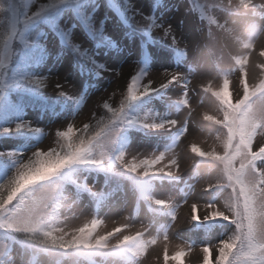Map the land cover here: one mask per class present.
<instances>
[{
	"label": "snow or ice",
	"instance_id": "6c2138e0",
	"mask_svg": "<svg viewBox=\"0 0 264 264\" xmlns=\"http://www.w3.org/2000/svg\"><path fill=\"white\" fill-rule=\"evenodd\" d=\"M101 2L112 4L0 0V103L27 100L52 116L56 101L74 105L72 117L48 131L26 120L0 128V136L40 141L28 152L0 151L11 168L0 179V264H144L150 253L157 264H185L197 249L195 264H264V0H188L201 21L195 44L180 30L182 17L173 25L122 0L124 37H147L127 70L101 60L125 51L123 37L112 40L105 31L110 18L96 15ZM156 6L167 7L164 0ZM62 8L79 24L57 26L62 47L53 54L48 37L27 34ZM78 26L102 51L72 37ZM63 45L75 57L70 72L84 80L79 91L51 74L64 63ZM49 58L47 73L33 67ZM104 79L109 88L77 124L89 89ZM18 88L30 95L13 96ZM145 98L159 110L135 111ZM130 129L166 142L139 150L128 143ZM165 183L179 200L158 193ZM121 204L123 214L110 217ZM185 206L190 212L178 224ZM108 220L114 226L99 231ZM210 221L224 222L221 239L172 245L173 229Z\"/></svg>",
	"mask_w": 264,
	"mask_h": 264
},
{
	"label": "rangeland",
	"instance_id": "374dc122",
	"mask_svg": "<svg viewBox=\"0 0 264 264\" xmlns=\"http://www.w3.org/2000/svg\"><path fill=\"white\" fill-rule=\"evenodd\" d=\"M116 2H120V0H116ZM156 0H134L135 7L139 8L143 11L144 15H155L160 17L162 20L172 23L176 25L177 21L182 17L184 19V24L180 26V30L183 32L184 38L192 44L198 42L201 38L202 31H201V21L199 20L198 14L193 11H188L189 5L188 0H164V3L167 7L156 6L154 4ZM120 4V3H119ZM155 6V7H154ZM154 7V10H153ZM96 15L99 16L100 19H104V16L107 15L110 20H105V31L108 33L109 37L112 40H120L123 37L122 44L125 49L124 53H121L115 59L112 58V54L109 53L107 56H102L101 60H107L112 66H120L121 64L127 70L129 65L131 64L132 60L136 58V53L139 51L138 47V39L140 35H136L135 38L129 40L127 37H124L123 32L124 29L119 28L117 25L116 20L113 17V14L108 9L107 5L101 2L100 9L97 10ZM2 18V15H0ZM56 19V17H55ZM58 20V19H57ZM65 21H67V27H72L73 23L78 25L77 20L72 15L69 10H66L59 16V25H64ZM44 28H39L30 35V39L35 37L46 36L48 37L47 46L51 49L53 54L56 53L60 49L59 45L55 43L54 36L50 33L49 35H45L42 33ZM155 34V33H154ZM72 37L77 40V42L84 41L85 43L82 46H88L91 48H96V44L93 40H89L85 34L82 32L81 28L75 27L72 28ZM55 45V47H53ZM155 47L153 45L151 48ZM98 52L102 51L101 48H96ZM65 57L64 63L59 67L55 68L51 66V59L49 58L46 64H38L34 66V68L38 71L47 73L49 67H52L51 74L58 77H63L68 81L69 84H75L76 89L79 91L81 88L84 87V80L76 72H70L71 64L75 62V57L73 56L71 50L66 46L64 48ZM168 67L169 65H165ZM89 83H92L89 81ZM109 88V80H99L96 82L95 88H90L89 92L90 95L88 100L86 101V107L81 109L78 113V117L76 119V123L79 124L84 121L85 117L90 115L88 111L89 108L93 107V102L97 97L104 93V90ZM50 91V89H49ZM50 97L52 96L51 93L48 94ZM119 97H115L114 100L118 102ZM151 108L153 111H158L159 109L154 107V103L150 101L145 110ZM3 110H6L5 103H0V114ZM74 105L71 102L65 101H56L55 102V111L56 115L52 116L49 112H28L23 116H20L18 120H26L30 121L34 126L40 127L44 131H48L49 129L55 128L59 126L61 123L70 119L73 115ZM18 120H15L12 117L6 118V124L14 123ZM135 137V139H133ZM128 143L132 147H136L139 150H153L155 148H159L162 146L163 143L166 141H161L156 137H144L142 132H135L130 133L127 137ZM7 141V143H5ZM40 141L37 137L27 134H16L13 136H0V151L4 150H22L25 152L31 151V149ZM50 143L47 139L44 141L42 146H47ZM11 168L8 166V163L5 161L0 160V178L4 177L7 174H10ZM76 174H82V172H76ZM91 180V177H89ZM103 179H99L97 183V187H102ZM158 193L160 195H171L177 200H179L180 194L176 192L175 188H172L168 184H164L162 188L158 189ZM206 199V197H201V200ZM124 212V207L121 204L116 209H113L109 216L112 218H118ZM190 212V209L185 206V208H181L178 210L179 219L177 220L178 224H182L186 215ZM200 214L203 215V209L200 210ZM84 217H81L83 220ZM73 223H80V220L73 221ZM212 223H216L212 225ZM207 225H211V229H207ZM114 225L112 224L111 220H108L106 224L100 226L98 229L99 231L110 230ZM205 228V230H204ZM208 234L207 237L205 234ZM224 222L222 221H210L206 225H203L200 228H191L190 226H182L180 229H173L172 235V245L180 243L181 240L186 241H195L196 243H202L205 240H212L216 241L223 237L224 235ZM179 237V239H177ZM193 239V240H191ZM157 250L160 249V245L155 246ZM171 250V248H170ZM198 254L197 252H193L188 256L184 257L185 264H195L196 258ZM144 264H157L155 259L154 253H150L148 257L145 258Z\"/></svg>",
	"mask_w": 264,
	"mask_h": 264
},
{
	"label": "trees",
	"instance_id": "16d2710c",
	"mask_svg": "<svg viewBox=\"0 0 264 264\" xmlns=\"http://www.w3.org/2000/svg\"><path fill=\"white\" fill-rule=\"evenodd\" d=\"M64 9V8H63ZM40 22H41V20H40ZM18 89H20V90H25V89H23V88H18Z\"/></svg>",
	"mask_w": 264,
	"mask_h": 264
}]
</instances>
